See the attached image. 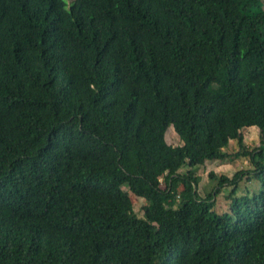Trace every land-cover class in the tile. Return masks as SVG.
Wrapping results in <instances>:
<instances>
[{"label":"trees","instance_id":"trees-1","mask_svg":"<svg viewBox=\"0 0 264 264\" xmlns=\"http://www.w3.org/2000/svg\"><path fill=\"white\" fill-rule=\"evenodd\" d=\"M0 264H264V0H0Z\"/></svg>","mask_w":264,"mask_h":264},{"label":"rangeland","instance_id":"rangeland-1","mask_svg":"<svg viewBox=\"0 0 264 264\" xmlns=\"http://www.w3.org/2000/svg\"><path fill=\"white\" fill-rule=\"evenodd\" d=\"M68 3L72 0H66ZM259 130L256 127H249L244 128L241 131V138L242 142L246 145L248 148H254L259 143ZM165 140L166 143L171 146H177L180 145L179 138L177 134L174 132L172 127H169L165 133ZM238 149L236 141L232 140L229 142V145L227 148L224 149V152L228 154H232L236 152ZM245 162H241L239 159H232L231 162L229 160L224 161H206L202 166L195 169V174L199 176L200 182L198 184V193L201 196H204L207 182H208V174L209 172H214L217 175H226L228 177H231L238 169L244 168ZM249 186V189L256 187L255 183L252 182ZM243 184H241V187L239 188V193H244ZM226 190H229L228 188L224 189L223 192H221L220 195L216 198V203L214 209L218 213H223L228 211V202L225 199V195L227 193ZM144 205L143 199H137L135 202H133V210L137 217H142V206Z\"/></svg>","mask_w":264,"mask_h":264}]
</instances>
